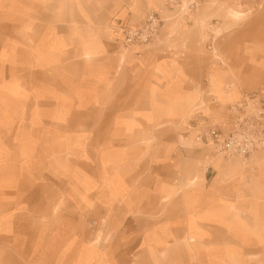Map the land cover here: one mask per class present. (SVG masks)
<instances>
[{
	"label": "rangeland",
	"instance_id": "obj_1",
	"mask_svg": "<svg viewBox=\"0 0 264 264\" xmlns=\"http://www.w3.org/2000/svg\"><path fill=\"white\" fill-rule=\"evenodd\" d=\"M164 7L149 11L161 21L157 36L172 23L174 86L200 70L230 74L223 88L211 77L207 105L195 88L202 102L188 109L67 108L76 103L60 83L70 80L65 69L39 68L28 30L13 35L10 14L0 15V264H264V199L244 219L218 212L203 225L158 191L182 171L198 177L202 152L215 151L193 135L221 126L237 87L250 91L236 74L264 60V0ZM30 19L50 14L21 13ZM114 19L133 23L130 13Z\"/></svg>",
	"mask_w": 264,
	"mask_h": 264
},
{
	"label": "crops",
	"instance_id": "obj_2",
	"mask_svg": "<svg viewBox=\"0 0 264 264\" xmlns=\"http://www.w3.org/2000/svg\"><path fill=\"white\" fill-rule=\"evenodd\" d=\"M164 8V0H0V15L10 14L13 35L15 30H28L25 37L36 46L34 61L39 63V68L50 69L51 75L56 77H64L63 72L57 74V70L65 69V76L70 80L60 83L68 85V91L75 94L72 102L76 103L65 107L153 109L177 106L188 109L202 102L197 100L195 88L200 89L201 97L206 100L203 105H207L212 101L211 94L207 93L211 77H218L216 87L223 88L230 74L200 70L193 78L185 79L182 88L174 86L175 45L165 32L173 28L171 22L169 26H162L146 50L136 52L116 46L118 33L108 25L113 18L130 13L132 22L139 24L147 11L165 15ZM38 12L50 14V19L44 22L30 19L21 23V13ZM252 65L250 74H236L237 79L244 82L250 90L247 92L259 86L261 88L254 91L264 90V60L254 58ZM236 92L235 100L238 101L242 93L238 87ZM220 118H224L219 122L221 126L228 128L231 124L229 113ZM151 123L164 124L166 121L156 119ZM199 162L196 184L190 182L195 177L182 171L178 184L158 189L162 196L171 197L173 205L181 204L189 215L195 214L192 218L196 224H207L212 214L218 212L244 219L252 206L260 205L258 201L264 199V151L243 159L204 150ZM171 167H175L173 161Z\"/></svg>",
	"mask_w": 264,
	"mask_h": 264
},
{
	"label": "built area",
	"instance_id": "obj_3",
	"mask_svg": "<svg viewBox=\"0 0 264 264\" xmlns=\"http://www.w3.org/2000/svg\"><path fill=\"white\" fill-rule=\"evenodd\" d=\"M161 21L149 11L139 24L114 19L111 27L124 48L148 46L158 34ZM231 124L228 128L218 125L205 127L195 140L210 145L217 154L225 157L247 158L264 151V90L243 92L241 98L228 107Z\"/></svg>",
	"mask_w": 264,
	"mask_h": 264
},
{
	"label": "bare ground",
	"instance_id": "obj_4",
	"mask_svg": "<svg viewBox=\"0 0 264 264\" xmlns=\"http://www.w3.org/2000/svg\"><path fill=\"white\" fill-rule=\"evenodd\" d=\"M232 14H233V18L239 17V15H240V14H238L237 12H233ZM204 169H205V167H204ZM190 182H191L192 185H193V184H196V182H197V178L192 179ZM187 242H192V238L189 237Z\"/></svg>",
	"mask_w": 264,
	"mask_h": 264
}]
</instances>
